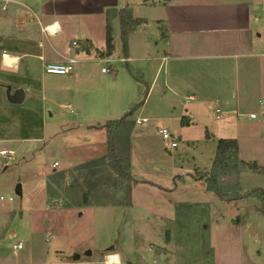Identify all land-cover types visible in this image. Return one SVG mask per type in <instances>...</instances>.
<instances>
[{
  "label": "crops",
  "instance_id": "obj_1",
  "mask_svg": "<svg viewBox=\"0 0 264 264\" xmlns=\"http://www.w3.org/2000/svg\"><path fill=\"white\" fill-rule=\"evenodd\" d=\"M107 18L112 28L110 53L105 44ZM73 41L77 42L76 47H71ZM5 54L15 60L5 64ZM70 59L74 60V68L68 74L44 71L46 62ZM103 67L108 71L102 72ZM0 82L6 99L8 91L10 95L16 90L23 92L20 103L7 99L9 103L24 104L26 99L37 98L39 93L42 102L58 104L65 99L68 102L58 106L71 113H74L73 108L76 110L78 120L52 124L50 131H43L39 137L0 132V149L12 150L14 156L21 152L27 163L33 159L29 155L31 151L41 152L48 142L58 140L63 133H80L90 140L84 148L89 155L82 160L73 163L64 158L59 171L61 161L53 160L48 165L51 174H62V180L69 181L70 185L77 184L73 175L84 169L83 164L91 161L94 164L107 157L108 134L102 126L128 111L130 115L124 126L129 137L138 134L146 141L150 129L157 126L158 134L160 128H167L177 141L175 148H165L170 153L180 143L188 147L199 145L200 141L209 144L203 169L190 170L179 165V174H175L160 163L150 167L153 164L141 159L131 143L127 146L126 142L127 154L122 155V148L119 151L116 143L117 154L121 158L126 156L130 175L135 180L149 181L142 175L152 169L157 179L173 183L172 188L156 179L150 180L154 185L133 183L120 176L121 183L129 182L130 201L125 209H133L132 192L139 186H152L165 196L200 187L201 197L206 201L185 204L193 206V216L201 215L211 250L210 261L222 264L219 256H228L233 251L239 260L235 259L232 264H264V210L260 199L250 194L256 188L264 190V183H251L257 175H264V112L260 118L257 115L251 118L253 111L241 112L256 94L264 91V0H0ZM258 102L264 106V97ZM115 110L122 113L119 118L111 114ZM204 111H209L215 120H223L213 134L207 131L209 138L205 137L208 128L203 121ZM244 116L248 120L258 119V125L243 130L245 139L240 133H228V126L237 132L245 128L239 123V118ZM157 121L163 123L151 124ZM146 122L150 123L141 129ZM219 138H235L242 161L238 174L240 197L231 201L207 191L204 180L191 177L197 171H210ZM42 140V147L27 145L40 144ZM117 141L120 146L122 142ZM54 152L59 155L60 150L56 148ZM199 153L202 155L201 151ZM0 161L6 160L0 158ZM251 163H255L260 172L253 171ZM40 170L39 175L45 177L46 184L48 170ZM15 192L21 195L23 187L17 185ZM9 198L7 201H12ZM88 199L84 197L85 201ZM90 204L103 206L97 202ZM228 209L233 210L235 217L222 212L228 213ZM157 212L165 216L162 207ZM220 235L225 250L215 248V240ZM46 237L49 239L51 235L46 234ZM47 239L43 241L47 243ZM3 240L0 229V264H23L19 260L29 258L36 245L34 241L28 243L29 248L22 255L20 251L25 249V243L21 239L6 245ZM16 242L22 243L21 249H12ZM137 251L133 247L119 246L114 247L112 253L103 250L98 264H106L109 254L118 256V264H136ZM86 252L85 257L92 255V251ZM155 252L150 256L160 258ZM67 264L92 262L77 253Z\"/></svg>",
  "mask_w": 264,
  "mask_h": 264
},
{
  "label": "rangeland",
  "instance_id": "obj_2",
  "mask_svg": "<svg viewBox=\"0 0 264 264\" xmlns=\"http://www.w3.org/2000/svg\"><path fill=\"white\" fill-rule=\"evenodd\" d=\"M14 60L5 54V64H11ZM263 97L264 91L256 94L252 103H248L241 112L253 111L260 118L264 112V106H260L258 101ZM67 102L68 100L63 99L58 101V104ZM58 104L42 102L39 93L37 98L26 99L24 104H12L7 101L5 89L0 85V132L5 130L14 135L35 138L39 137L43 131H50L52 124L54 126L60 121L72 122L79 119L76 118L74 108V113H71ZM111 114L116 118L122 113L115 110ZM203 116V121L207 124L205 127L209 129L206 128L205 132L210 131V135L223 122V120L213 119L209 111H204ZM257 121L258 119L248 120L246 116L240 117L239 123L244 125V129L237 132L228 126L226 130L232 135L240 133V137L245 139L246 134L243 130L257 126ZM148 123H143L141 129ZM155 123L158 125L163 122L157 121L151 124ZM47 124L49 125L46 126ZM156 131L157 126L152 127L146 141H143L144 139L138 134L129 137V131L124 124L121 128H113L112 134L122 142L119 146L117 141L119 151L122 148V155L127 154L126 142L127 146L131 143L137 148L141 159L148 164H153L150 167H156L155 164L160 163L159 165L166 166L175 174H179L177 171L179 165L190 170L204 168L209 144L200 141L199 145L188 147L180 143L178 148L170 153L163 147L161 136ZM79 134L63 133L58 140L48 142L45 145L47 148H43L41 152L31 151L29 155L33 159L28 163L22 159L21 152H17L14 161L6 160L3 163L0 161V195L6 198V201L0 200V229L3 231L4 245L21 239L25 243V249L20 251V254L24 255L29 248L28 243L32 241L36 243L29 258L21 259L19 263L67 264L74 254L80 253L82 259H87L92 264L97 261L96 264H98L103 250L104 253H112L114 247L119 246L133 247L138 250L136 264H154L155 262L158 264H213L209 258L211 250L201 215L193 216V206L189 207V203L185 204V202L206 201L203 200L204 197H201L203 191L200 187L179 190L171 196H165L155 188H151L152 186H139L132 192L134 207L128 211L125 205L129 203L127 201L129 182L121 183L119 178L121 175L114 167L115 160L109 157L110 155H107L105 159H98L97 163L93 164L91 161L83 164L84 169H80L73 175L76 185H70L69 181L62 180V174L55 172L51 174L52 169L48 165L53 160L61 161V165L57 168L59 171L63 167L64 158L76 163L82 160V157L89 155L84 148L90 140H86ZM111 136V134L108 135V139ZM43 143L44 140L40 144L32 142L27 145L42 147ZM56 148L60 150L59 155L54 152ZM179 156H181L180 161ZM125 157L121 158L118 155V159L124 162H126ZM5 166L6 169H4ZM40 168L48 170L46 184L45 177L39 175ZM150 170L142 177L149 181L159 180L156 173ZM257 176V179L252 180L251 183L263 184L264 175ZM159 181L168 187L173 186L172 181L161 180V178ZM17 185L23 187L21 195L15 192ZM87 196L90 198L89 201L84 200ZM8 197H11L12 201H7ZM93 202L102 203L103 206L91 205L90 203ZM173 202L176 203L175 206ZM161 207L165 211V216L157 212ZM222 212L235 217L233 210L228 209V213L225 210ZM46 234H50L51 237L47 239ZM222 238V235L216 238V249L224 248L225 250L226 245ZM45 239L47 243L43 241ZM45 243L48 248L47 253ZM87 250L92 251V255L88 258L83 255ZM152 252L160 258H152L150 256ZM219 259H223L222 264H232L235 259L239 260V257L232 251L228 256L221 254Z\"/></svg>",
  "mask_w": 264,
  "mask_h": 264
},
{
  "label": "trees",
  "instance_id": "obj_3",
  "mask_svg": "<svg viewBox=\"0 0 264 264\" xmlns=\"http://www.w3.org/2000/svg\"><path fill=\"white\" fill-rule=\"evenodd\" d=\"M112 28L110 26L109 19L106 20V36L105 44L106 51L110 53L112 50ZM124 39V38H123ZM123 49H126L125 43ZM146 95V91L143 93ZM141 103V102H140ZM138 103L137 105H139ZM130 115L128 111L124 116L119 119L106 122L102 128H104L108 135H112L108 139V155L115 160L114 167L118 170L121 177L126 180H131L133 183L143 182L150 185H154L150 181L135 180L129 172V164L118 159L117 155V138L112 134L113 128H121L125 119ZM205 137H209L208 132H205ZM242 166V161L238 157V143L235 138H219L216 140L215 154L212 160L211 169L208 173L200 171L191 175L195 180H204L206 184V190L213 192L220 199L226 201L235 200L240 197L238 174L239 169ZM251 168L255 172H260V169L255 163H251ZM262 171V170H261ZM250 194L258 197L262 202V210H264V190L260 188L253 189ZM130 193L127 192V201L129 202Z\"/></svg>",
  "mask_w": 264,
  "mask_h": 264
},
{
  "label": "built area",
  "instance_id": "obj_4",
  "mask_svg": "<svg viewBox=\"0 0 264 264\" xmlns=\"http://www.w3.org/2000/svg\"><path fill=\"white\" fill-rule=\"evenodd\" d=\"M5 6H3L4 8ZM77 42L73 41L71 43V47H76ZM70 48V47H69ZM74 60L70 59L66 62H46L44 64V71L47 74H54V75H65L70 72H72L74 66ZM108 71L107 68L103 67L102 72ZM251 118L255 117V114L250 115ZM146 118H143L142 121H145ZM139 122V120H137ZM159 134L161 135V139L163 141L164 148L166 149H173L177 146V141L174 138V135L168 130L167 128H160L159 129ZM0 158L3 159V161L8 160L11 161L14 159V154L12 150L2 148L0 149ZM4 197L0 196V200H3ZM9 200H12V198H9ZM22 248V243L21 242H16L12 244V249L13 250H18Z\"/></svg>",
  "mask_w": 264,
  "mask_h": 264
},
{
  "label": "water",
  "instance_id": "obj_5",
  "mask_svg": "<svg viewBox=\"0 0 264 264\" xmlns=\"http://www.w3.org/2000/svg\"><path fill=\"white\" fill-rule=\"evenodd\" d=\"M7 99L12 103H20L23 99V92L20 90H16L14 94L10 95V92L8 91ZM86 254H90V251L87 250ZM75 257H78V255H76Z\"/></svg>",
  "mask_w": 264,
  "mask_h": 264
},
{
  "label": "bare ground",
  "instance_id": "obj_6",
  "mask_svg": "<svg viewBox=\"0 0 264 264\" xmlns=\"http://www.w3.org/2000/svg\"><path fill=\"white\" fill-rule=\"evenodd\" d=\"M49 30V29H48ZM53 31V30H52ZM118 264L119 263V258L116 254H109L106 257V264Z\"/></svg>",
  "mask_w": 264,
  "mask_h": 264
}]
</instances>
